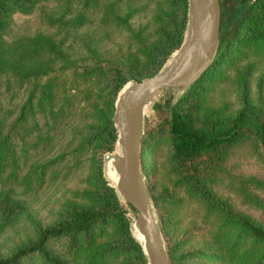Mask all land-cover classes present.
<instances>
[{"label": "rangeland", "instance_id": "1", "mask_svg": "<svg viewBox=\"0 0 264 264\" xmlns=\"http://www.w3.org/2000/svg\"><path fill=\"white\" fill-rule=\"evenodd\" d=\"M217 2L219 35L220 22L226 23L231 19L229 7L233 8L237 0ZM241 7V4L236 6L237 12L243 10ZM105 12L127 13L129 26L101 22L99 18ZM182 12L181 0H35L29 7L21 0L1 15L0 38L34 34L63 38L64 44L69 46L66 54L75 63H96L107 68L99 73V81L92 87L93 91L99 88L103 92L109 77L108 66H117L124 75L137 76L151 73L153 69L159 72L168 65L176 48L156 69L159 55L148 59L144 55L153 46L172 42L175 32L180 29ZM186 18L187 0L185 23ZM40 58L41 55H35L25 66L41 62ZM131 80L135 79L125 82ZM4 86L5 82L0 81L3 108L9 104V99L17 101L21 96L16 92L15 85H10L8 89ZM189 88L180 106L193 125L226 126L242 106L252 109L264 123V27L253 24L249 29L245 24L239 28L236 26L227 51ZM183 90L177 85H167L153 91L143 114V132L146 125L161 124L156 104L165 99L174 102ZM75 124L79 126L81 122ZM103 138L92 139L86 150H82L81 161H76L71 167L63 165L64 159L57 163L53 177L46 176L35 183H18L12 178L0 180V200L4 199L14 206L7 209L0 205V257L30 244L37 236L38 226L64 219L71 207L94 209L97 206L95 195L102 194L98 185L97 158L100 154L101 175L109 185L103 173V155L111 153L116 147L114 142L110 150H105L107 143ZM58 151L50 150L45 156ZM20 163L17 178L23 175L27 166L23 160ZM202 164V182L212 196L223 200L231 210L247 215L264 226V151L255 140L253 131L244 129L236 139L211 151L209 160ZM140 168L146 187H150L148 194L152 212L157 223L159 219L164 222L180 264H240L243 258L239 254L243 246L238 251L227 249L229 243L226 236L217 233L223 228L231 229L227 225H218L221 210L206 204L180 178L171 159L165 128L153 133L143 146L141 143ZM118 197L126 209L124 214L132 235L134 212ZM125 239L119 222L115 218H107L103 226L85 234L73 236L66 233L49 237L45 248L48 256L71 261L69 242L85 244L93 249L100 245L125 247ZM228 251L235 254L233 261L228 260ZM134 258L132 250L124 252L115 249L106 260L109 264H136ZM19 263L39 264V257L26 255ZM73 263L76 264L75 261Z\"/></svg>", "mask_w": 264, "mask_h": 264}, {"label": "trees", "instance_id": "2", "mask_svg": "<svg viewBox=\"0 0 264 264\" xmlns=\"http://www.w3.org/2000/svg\"><path fill=\"white\" fill-rule=\"evenodd\" d=\"M4 1L0 0V20L8 8L21 2ZM34 1L22 0L28 7ZM181 1L183 12L180 29L175 32L172 42L153 46L144 55L146 59L159 55L155 69L179 46L183 38L186 0ZM239 4L243 10L237 12L236 6ZM83 6L86 7L85 4ZM229 10L232 13L231 21L220 22L222 27L220 26L217 49L212 62L190 87L194 86L227 51L236 26L239 28L245 24L249 29L253 24L264 27V0H237L234 7H229ZM99 19L101 22L129 26L127 13L121 15L105 12ZM75 23L78 24L76 21ZM68 47L64 44L63 38L53 39L42 34L0 38V81L5 82L4 89L15 85L16 92L21 94L17 101L9 99V104L4 108L0 101V180L12 178L18 183L27 181L35 183L42 181L46 176L53 177L56 175L57 163L64 159L63 165L71 167L76 161L80 162L82 150H86L92 139L99 137H104L107 143L105 150H110L116 139V127L111 119L116 92L126 80L130 78L139 80L155 72L153 69L151 73H141L137 76L124 75L117 66H108L109 77L104 86H107L106 90L101 92L98 88L97 91H93L92 87L99 81V73L105 72L107 68L96 63L90 65L75 63L66 54ZM35 55H41L39 59L41 62L26 67L28 60ZM189 89L188 87L183 90L174 102L165 99L161 104H156L161 124L145 126L141 136L142 146L158 129L165 128L170 143L171 159L180 178L206 204L221 210L219 226L227 225L231 228L228 230L223 228L217 232L226 236L229 243L227 249L238 251V248L241 249L243 246L239 254L243 258L240 264H264V226L247 215L231 210L223 200L212 196L202 182L204 167L202 163L209 160L210 152L236 139L244 129L250 128L253 131L255 140L264 151V123L252 109L242 106L226 126L193 125L180 106ZM78 121L81 122L79 126L75 124ZM50 150L59 151L45 156ZM21 160L25 161L27 166L23 175L17 178ZM97 161L98 185L102 191V194L95 195L97 206L94 209L85 206L71 207L64 219L51 225L38 226L35 240L15 249L7 256L0 257V264H20V259L26 255L39 257V264H74L73 261L76 264H109L106 258L111 256L115 249L124 252L132 250L136 264H146V257L140 245L129 232L128 219L124 214L126 209L114 188L108 185L101 175L100 154ZM147 191L150 192L149 185ZM125 204L134 212L129 203ZM0 205L7 209L14 207L4 199L0 200ZM107 218H115L119 222L126 237L125 247L100 245L92 249L91 246L73 244L72 241L69 242L71 261H60L48 256L45 242L49 237L66 233L73 236L85 234L103 226ZM158 226L166 242L165 248L170 263L180 264L179 256L168 239L165 224L161 219ZM234 255L228 251V260L233 261Z\"/></svg>", "mask_w": 264, "mask_h": 264}, {"label": "water", "instance_id": "3", "mask_svg": "<svg viewBox=\"0 0 264 264\" xmlns=\"http://www.w3.org/2000/svg\"><path fill=\"white\" fill-rule=\"evenodd\" d=\"M215 8L218 11L217 0H187L185 33L168 65L159 72L131 80L124 91H118L114 100L111 119L116 127L115 144L119 145L120 152L112 156L117 174L115 184L109 185L123 202L129 203L134 209L131 223L141 233L142 240L132 235L146 257V264L171 263L150 207L149 194L140 168L144 127L142 107L150 101L155 89L177 85L185 90L208 68L218 43V12L216 27L211 34L207 25ZM109 154L103 155V161Z\"/></svg>", "mask_w": 264, "mask_h": 264}, {"label": "bare ground", "instance_id": "4", "mask_svg": "<svg viewBox=\"0 0 264 264\" xmlns=\"http://www.w3.org/2000/svg\"><path fill=\"white\" fill-rule=\"evenodd\" d=\"M217 12H218L217 8H215L212 17L210 18V20L208 21V24H207L210 34L214 31V29L216 27ZM129 85H130V81L122 86V88L119 90V93L124 91ZM146 109H147V104H144V106L142 107V114H145ZM116 148H117V150H116ZM119 152H120V148H119V145L116 143L115 149L103 161L104 176L106 177L107 181L112 185L115 184V179H116V174H117V168H116L115 164L113 163V157L112 156H113V154L119 153ZM131 229H133L132 234H134V237L138 238V240H142L141 233L135 228L133 223H131Z\"/></svg>", "mask_w": 264, "mask_h": 264}]
</instances>
